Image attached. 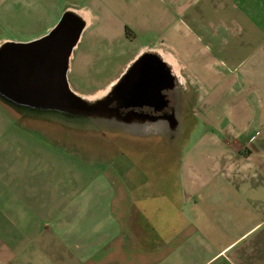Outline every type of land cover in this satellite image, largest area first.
<instances>
[{"label":"crops","instance_id":"0c3cea01","mask_svg":"<svg viewBox=\"0 0 264 264\" xmlns=\"http://www.w3.org/2000/svg\"><path fill=\"white\" fill-rule=\"evenodd\" d=\"M5 1L83 21L76 95L162 115L72 148L0 98V264H264V0Z\"/></svg>","mask_w":264,"mask_h":264},{"label":"water","instance_id":"95a60500","mask_svg":"<svg viewBox=\"0 0 264 264\" xmlns=\"http://www.w3.org/2000/svg\"><path fill=\"white\" fill-rule=\"evenodd\" d=\"M83 21L65 14L48 34L30 42H9L0 47V97L31 111L53 110L67 117L110 115L112 95L92 102L69 87V60L77 45ZM142 62L138 63L141 67ZM121 82L117 89H122ZM121 102H124L120 98Z\"/></svg>","mask_w":264,"mask_h":264},{"label":"rangeland","instance_id":"374dc122","mask_svg":"<svg viewBox=\"0 0 264 264\" xmlns=\"http://www.w3.org/2000/svg\"><path fill=\"white\" fill-rule=\"evenodd\" d=\"M5 4V7L7 8L6 11L11 13L13 9V1L7 0L5 1ZM25 19L26 16H21V21ZM23 27L24 26H22V28ZM1 29L0 38H2V40H8L9 42H27L46 34V32L44 31H13L11 29L9 31H6V29ZM1 100L4 101L2 98ZM4 102L8 103L7 101ZM18 112L21 114L22 118L30 116L31 119H36L38 121V125H41L42 128L46 129L47 132L51 133L53 136H61V138L63 137L62 139L66 143H69V146L72 148L79 140H85V142H89L91 148H94V145L99 146L102 149H106L107 147H109V145L105 143V140L99 138L103 135L112 134L113 132L111 124L105 123L104 121L92 122L88 120L89 118L79 120L80 118L66 117L58 113H54L52 115L30 114L23 109ZM122 135H124V133ZM93 137H97V139H93ZM89 144L86 143L84 146L86 148L90 147Z\"/></svg>","mask_w":264,"mask_h":264},{"label":"flooded vegetation","instance_id":"af4514ba","mask_svg":"<svg viewBox=\"0 0 264 264\" xmlns=\"http://www.w3.org/2000/svg\"><path fill=\"white\" fill-rule=\"evenodd\" d=\"M115 100V101H114ZM124 103V102H123ZM122 103V104H123ZM118 106H120L119 105V103L117 102V100L115 99V98H113V101H112V103L109 105V108L112 110V114H110V115H112V116H115V115H119L121 118H127L129 115H131L132 113H126L127 111H123V110H121L120 112H118ZM122 107L124 106L125 107V105L123 104V105H121ZM120 106V107H121ZM123 109V108H122ZM33 112H35L36 114H50V115H52V114H57L58 112H56V111H53V110H43V111H33ZM58 114H60V115H62V116H66V115H64V114H61V113H58ZM133 114H135V115H138V116H142V115H151V116H153L154 118H158L159 116H161L162 114H160V113H156V112H152V113H141V112H139V113H133ZM106 116V115H105ZM112 116H107V117H101L100 115H97V114H94V115H90V116H79L78 118H80L79 120H84V119H88L89 121H92V122H98V121H104L105 123H108V124H114V123H116V121H115V119H113V117ZM67 117V116H66ZM122 123V122H121Z\"/></svg>","mask_w":264,"mask_h":264},{"label":"bare ground","instance_id":"6f19581e","mask_svg":"<svg viewBox=\"0 0 264 264\" xmlns=\"http://www.w3.org/2000/svg\"><path fill=\"white\" fill-rule=\"evenodd\" d=\"M101 117H107V116H112V115H100ZM135 116H137V117H139V118H142V116H138V115H135V114H131V115H129L127 118H120V120L123 122V123H127V124H130L131 123V119L133 118V117H135ZM112 117H114V116H112Z\"/></svg>","mask_w":264,"mask_h":264},{"label":"trees","instance_id":"16d2710c","mask_svg":"<svg viewBox=\"0 0 264 264\" xmlns=\"http://www.w3.org/2000/svg\"><path fill=\"white\" fill-rule=\"evenodd\" d=\"M127 34H128V36H131V34H130V32H129V31H127Z\"/></svg>","mask_w":264,"mask_h":264}]
</instances>
